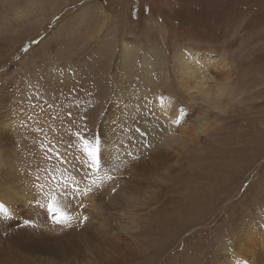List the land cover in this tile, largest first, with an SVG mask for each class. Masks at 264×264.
I'll return each mask as SVG.
<instances>
[{"label": "rangeland", "instance_id": "obj_1", "mask_svg": "<svg viewBox=\"0 0 264 264\" xmlns=\"http://www.w3.org/2000/svg\"><path fill=\"white\" fill-rule=\"evenodd\" d=\"M50 5L43 19L0 36V123L6 120L4 111L17 116L10 127L28 141L25 171L32 183L37 166H51L45 160L47 146L65 151L61 145L84 118L89 129L104 133L108 159L116 169H105L117 179L102 182L96 201L106 205V214L120 210L128 217L110 188L120 187L129 176L143 183L148 174L140 175L139 159L148 158L152 148L167 150L177 142L174 134L198 110L195 98L181 91L176 50L217 53L233 67L229 84L243 105L225 118L214 138H201L199 151L182 140L177 159L162 165L156 177L149 175L151 193H143L147 185H135L142 189L133 198L138 219L123 231L122 226L115 229L118 217L111 222L125 235L117 244L121 252L105 251L106 264H218L243 241L254 251L253 264L264 262V0H50ZM124 44L137 53L133 66L125 69L120 63ZM144 60L155 65L147 76L150 84L142 77ZM203 67V74L207 70L206 75L214 76L210 65ZM53 103L61 129L42 121L43 110ZM181 109L177 130L173 121ZM130 128L148 135L141 137ZM72 156L67 153L69 160ZM155 190L161 193L158 201L145 200ZM123 192L120 202L131 199ZM27 195L45 202L34 186ZM0 213L9 217L5 222L14 220L5 208ZM15 218L22 227L9 235L0 264H85L95 256L102 257L101 264L105 260V255H91L86 241H66L60 229L47 236V228L55 224L43 214ZM29 219L32 223L26 224ZM20 230L27 237L19 236ZM55 238L61 239L60 245L53 243Z\"/></svg>", "mask_w": 264, "mask_h": 264}, {"label": "bare ground", "instance_id": "obj_2", "mask_svg": "<svg viewBox=\"0 0 264 264\" xmlns=\"http://www.w3.org/2000/svg\"><path fill=\"white\" fill-rule=\"evenodd\" d=\"M176 51H177L176 54H174L175 60H176L175 62H176V66L178 67V76H179V78L181 80V84L183 86L190 84L192 79L195 76H198V75H201L204 73L203 64H205V63H207L208 66L210 65L212 67V69L214 70L213 75L215 77H217L219 79L226 80L229 83V81H230L229 75H230L231 69H233V67L229 64L230 62L225 60L222 56L218 55L217 53L200 54V53L195 52L193 50H191V51L187 50L186 52L182 51V50H180V51L176 50ZM136 55H137L136 49L128 46L127 44H124L122 47L121 60H120V63L123 66L122 68L125 69L127 67L133 66V64H134L133 61L137 57ZM153 66H155V65H152V62L151 63H150V61L146 62L145 60L143 61L142 66H141V68H142L141 70L143 73L142 77H143V79L146 80V83H148V84H150L151 82L147 79V76L152 71ZM206 72H207V70H206ZM206 72H205V74H206ZM233 74H235V73H233ZM115 102L117 104L120 103V101L117 99L115 100ZM167 108H169V105H166L164 107V109H167ZM43 113L45 114V117L42 121L45 124V126L50 125L52 129H55L56 127L58 129H61L63 127V123L59 122L61 119V116L59 115V110L57 108L56 103H53L50 106V109H48V110L44 109ZM2 114L6 115L5 116L6 120L2 121L0 124L7 127L6 129H0V148H1L0 149V160H1L0 161V196H2L4 198L3 199V203H4L3 208L6 209V212L9 213V216H11V219L14 218V220L16 219L15 217H22V216H25L27 218L32 217V214H35V215L43 214L46 217L47 216L46 212L44 210L36 207L35 202L33 204V208H31V209L29 208V205L27 203V201L32 200L30 198V197H32V195L31 196L27 195L28 191H30L32 189V187L34 186V183H32L31 178L28 177V175H29L28 172L25 171L26 170L25 161L28 157L27 149H29L28 145H27L28 141L25 138L21 137L19 135V133H17L18 132L17 130L15 131V129L13 127H10L11 125H13V121L11 119L16 118L17 116L9 110L4 111ZM157 116L159 118H161V120L163 121V114L158 113ZM168 121L171 123L173 121V117L171 116ZM180 123H181V120L179 121V124H178L181 128L182 125ZM64 132H65V130H64ZM39 138H41V136ZM3 139H6L8 141L7 145H3ZM44 139H46V137ZM41 141L42 140L39 139V142H41ZM183 142H185V141L179 140V141L171 144L169 147H167L168 148L167 150H157V151L154 150L153 151V148H152L150 150L151 152L147 153L149 155L148 158H144V156H142L141 159H139V163H140V165H142L140 169L143 171V173L140 175L148 174V176L145 178L143 183H142V181L138 182V178H136L135 180H131V176H129V178L126 179V181L124 183H122L120 185V187L117 186L118 191H117V194H116L117 197L115 198V200L117 201L119 207L125 208L124 211H125V214H129L128 217H125L124 213H122L120 210H118V213L116 211H110L106 214V210H107L106 205H103L102 203H100V204H102L103 209H104L103 214L98 215L96 213H90V212H88V211H90L89 209L83 213L79 212L81 216L87 215L89 217V219L86 223L81 224L78 221L73 220V221L68 222L67 224H62L63 226L59 225L60 228L56 227V224H55L54 228H53V225L51 228L48 227L45 234L49 237H54L56 234L55 228H57V229H60V232L62 231L65 234L64 239L66 241H71V239H73V240L78 241L79 245L85 243V241H86L85 244L88 247H90L89 251H90L91 255H101V256L105 255L104 256L105 260H104L103 264H106V261L108 260V256H107L105 251H107V249H110L108 251H111V249L116 250L118 247L117 244L119 243L118 241H120L122 239V237L124 238V235H125L120 230L117 231L115 229H118L120 226H122L121 227L122 231L124 229H129L130 226L132 225V223L137 221L135 219L136 216H134V214H135L134 210L136 209L135 208L136 201L133 198H134V194L136 192H139L142 189L137 190L135 185L139 184V186L140 185L146 186L147 181H148L147 179L149 177H151V176H149L150 174L154 175L156 173V171L159 170L162 165H164L165 163H166V165H169V162L172 159H174V158L177 159L178 154L181 153V148L183 146ZM38 144L39 143L36 141L33 148H37ZM9 145H13V148H11ZM47 145H49V143ZM51 146L54 147L55 145L54 146L51 145ZM54 148H56V147H54ZM40 149H41L42 155H44L43 148L41 147ZM133 162L135 164L137 161H133ZM134 164H133V166H134ZM44 166H46V165L44 164ZM166 167H168V166H166ZM162 169H161V171H162ZM150 184L151 183L148 184L149 186L147 185L145 188H143V193H147V194L151 193V191L149 190V187H151L152 184H151V186H150ZM27 188H29L30 190H28ZM122 191H127V193L130 194L131 199L123 197V201L120 202L118 200V197L125 195V192L121 193ZM155 191L156 192L152 193L150 196H146L145 200L150 199L149 201L155 200V202H157L159 197L161 196V193H158L157 190H155ZM103 195H106V194H103ZM93 197L95 198V200L97 199L95 193H94ZM87 199L88 198H86L84 200L85 205H86ZM40 201L43 202V200H41V199H40ZM32 203H33V201H32ZM146 204H148V203H146ZM76 210H78V209H76ZM76 210L74 212H76ZM191 211H192L191 209L185 210V213H189ZM76 213H78V212H76ZM90 214L94 217L89 216ZM117 214H119V216H117ZM5 216L2 213H0V252H2V253H5L7 251L5 244L10 242L9 235L12 233V231L17 229V228L22 227L20 222L15 223L14 220H11L10 222H5L9 218L8 217L6 219ZM39 217L43 218V216H39ZM116 217H118V221L116 223V228L114 229V227H112V225H111V222L114 221L116 219ZM140 217H143V216H140ZM136 218L138 219V217H136ZM142 222H144V221H142ZM131 227H133V226H131ZM24 228H26V227H24ZM18 235L27 237V234L24 230H20ZM18 239L20 241H23L19 237H18ZM124 240L127 242V239H124ZM24 241H26V240H24ZM61 242L62 241L60 238H55L53 240V243L55 245H60ZM122 243H120V244H122ZM245 244H246V241L240 242L239 246L235 247V250H233L234 247H232L233 251H232L231 255H227L226 258L224 257V261L218 262V264H251L250 261L253 264V262L255 261L254 251L251 249V245H248L246 247ZM250 244H252V243H250ZM84 249L85 248H82L80 251L82 252V251H84ZM128 251H130V250H128ZM260 251H263V250H260ZM116 252H121V249L116 250ZM119 254L121 255V253H119ZM91 255H90V258H91ZM101 258L95 256L94 258L87 259L85 262L89 263V264L90 263L91 264H101V262H100ZM119 258L120 257H118V259ZM94 259L96 261H94ZM110 259H112V258H110ZM262 261H261V264H264V262H262ZM76 262H77V260H76Z\"/></svg>", "mask_w": 264, "mask_h": 264}, {"label": "snow or ice", "instance_id": "obj_3", "mask_svg": "<svg viewBox=\"0 0 264 264\" xmlns=\"http://www.w3.org/2000/svg\"><path fill=\"white\" fill-rule=\"evenodd\" d=\"M94 38L93 35L88 39ZM68 115L71 116V113ZM181 118L182 109L180 115L173 121L176 128ZM74 127L76 130L71 132L66 143L61 145L65 151L62 152L51 145L47 146L45 160L51 166L36 167L37 175L34 177V188L37 194L43 193L45 202L37 199L36 195L32 196V200L27 201L30 209L33 208L32 201H35L36 207L44 210L47 218L57 225L67 224L73 220L81 224L86 223L89 217L80 215L88 210L84 200L93 197L94 193L101 189L102 182L112 183L117 179L116 176L105 172L106 168H111L112 171L116 169L108 159V141L104 133L89 129L84 118H81L80 124L74 125ZM129 131L139 133L141 137L148 135L147 131L141 132L140 128H130ZM144 146L151 147L150 144ZM69 152L73 153L71 160L67 157ZM53 160L56 161L55 164L52 163ZM41 173L43 174V183H40ZM117 191V187L110 188L112 196H115ZM3 199L0 196V208L4 207ZM75 209H79L80 213L74 212ZM25 223L31 224L32 221L25 220Z\"/></svg>", "mask_w": 264, "mask_h": 264}, {"label": "clouds", "instance_id": "obj_4", "mask_svg": "<svg viewBox=\"0 0 264 264\" xmlns=\"http://www.w3.org/2000/svg\"><path fill=\"white\" fill-rule=\"evenodd\" d=\"M50 0H6L0 3V36H6L28 25L34 20L43 19L50 10ZM181 91L194 97L198 105L193 115L174 139L187 140L193 145V151L202 148L201 138L211 139L223 130L226 117L243 105L242 96L223 79L212 75L195 76L190 84L182 86ZM88 209L96 214H103L102 204L94 197L86 201Z\"/></svg>", "mask_w": 264, "mask_h": 264}]
</instances>
